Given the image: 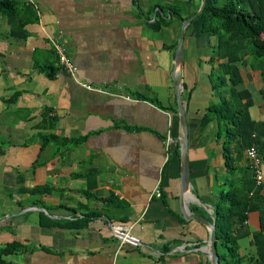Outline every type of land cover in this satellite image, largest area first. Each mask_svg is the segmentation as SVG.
<instances>
[{
	"label": "crops",
	"instance_id": "crops-1",
	"mask_svg": "<svg viewBox=\"0 0 264 264\" xmlns=\"http://www.w3.org/2000/svg\"><path fill=\"white\" fill-rule=\"evenodd\" d=\"M15 2L31 21L17 29L0 14V136L9 145L0 152V175L5 166L27 172L40 160L34 174L26 173V184L48 183L55 190L41 196L45 207L27 200L26 209L17 204L11 215L3 213L0 244L27 246L9 254V264H212L209 230L184 217L181 199L212 220L229 178L242 174L226 167L228 140L218 135L219 119L199 126L209 106L222 101L219 93L228 99V85L216 90L211 78L222 61L212 59L213 35L195 20L184 42L178 77L189 123L191 184L181 196V123L172 76L179 26L158 21V5L173 2ZM19 24L17 19L14 26ZM53 38L66 47L81 81L95 89L61 67ZM241 72L254 99L251 116L264 120L261 70L241 63ZM20 134L31 142L14 140ZM42 134L65 140L43 142ZM248 164L244 152L239 165ZM111 224L131 226L139 242L122 244ZM248 225L260 229L259 211L249 213ZM252 240V234L241 239L243 253L255 252Z\"/></svg>",
	"mask_w": 264,
	"mask_h": 264
},
{
	"label": "trees",
	"instance_id": "trees-1",
	"mask_svg": "<svg viewBox=\"0 0 264 264\" xmlns=\"http://www.w3.org/2000/svg\"><path fill=\"white\" fill-rule=\"evenodd\" d=\"M179 1L180 3L158 5L163 15L159 16L158 21L166 24L177 22L180 32L182 21L199 9L201 0ZM218 1L207 0L204 11L195 20H201L203 33L217 36L216 43L211 45L212 59L214 62L222 61L217 66L214 65L215 72L211 78L216 90L222 87L221 84L228 85V99L222 92L219 93L222 101L209 106L199 126L204 129L214 118L219 119L221 124L218 135L228 140L224 144L226 167L230 172L240 168L242 174L237 179H233L232 176L229 178L228 186L222 191V199L216 205L213 216L216 217L217 246L221 264H264V183L257 185L249 161L246 167L239 165L246 148L256 145L264 171V121H257L251 116L250 108L254 105V99L251 91L243 87L244 78L241 72V63L242 65L250 63L253 68L261 70L260 75L264 79V0H224L221 5L217 4ZM24 12V6L20 7L15 0H0V14L6 16L13 28L20 27L24 30L27 22L31 21L25 18ZM20 15L22 18H19ZM17 19L20 24L14 26ZM193 22L188 26L186 33L191 29ZM175 46L176 43L173 47ZM48 74L53 76L52 72ZM154 103L159 104L156 100ZM41 138L43 142L61 143L65 140V137L57 135L42 134ZM231 141H235V148ZM30 142L31 140L27 139L25 144L28 145ZM5 145L7 144L0 140L1 154L6 151ZM41 153L42 151L38 157H41ZM42 164L40 160H35L27 172L34 174L37 167ZM15 170L18 172L16 181L18 186L13 188L19 194L30 196L16 201L17 204L26 208L29 205V202L26 203L28 200L33 206L45 207L41 196L52 193L55 187L48 183L27 185L25 184L27 172L18 168ZM256 210L260 213L261 227L252 230L248 225V218L249 213ZM251 234L256 250L253 253H243L240 241ZM25 248L27 246L18 240L0 247V264H9L6 257Z\"/></svg>",
	"mask_w": 264,
	"mask_h": 264
},
{
	"label": "water",
	"instance_id": "water-1",
	"mask_svg": "<svg viewBox=\"0 0 264 264\" xmlns=\"http://www.w3.org/2000/svg\"><path fill=\"white\" fill-rule=\"evenodd\" d=\"M207 5V0H201L199 9L192 15L186 17L180 27V32L178 36V41L176 44V52H175V65L174 71L172 73L174 79V86L176 92V99L178 105V115L181 123V182H182V194L181 196L185 195V192L190 190L191 178H190V166H189V147H190V136H189V123H188V116L186 105L183 99V89L182 85L179 81V71L181 65L183 63V56H184V42L186 37V30L188 26L197 19L202 12L204 11ZM181 209L183 211V215L186 219L191 220L195 219L205 226H207L209 230V256L211 259L212 264H221L220 262V255L218 251L217 241H218V234H217V227H216V217L214 216L212 220L197 214L193 211H190L188 207L184 205V201L181 199Z\"/></svg>",
	"mask_w": 264,
	"mask_h": 264
},
{
	"label": "built area",
	"instance_id": "built-area-1",
	"mask_svg": "<svg viewBox=\"0 0 264 264\" xmlns=\"http://www.w3.org/2000/svg\"><path fill=\"white\" fill-rule=\"evenodd\" d=\"M53 43L55 44V47L58 52L59 56V63L61 67L70 73V75L75 78L76 81L83 84L88 89H95V87L84 83L81 81V79L78 77V66L73 62L71 57L66 52V47L61 43V41L58 38H53ZM170 136V135H169ZM172 137L167 139V145L170 144V140ZM172 141V140H171ZM246 158L250 163V166L254 172V177L256 179L257 185H261L264 183V171L262 168V161L261 157L259 155V150L256 147V145H251L246 148ZM156 195L161 196L160 190L155 191ZM112 233L116 237H118L121 240V243L123 244L125 241L131 242L132 244H137L139 242V239L130 234L129 230L131 226H127L125 224H111Z\"/></svg>",
	"mask_w": 264,
	"mask_h": 264
},
{
	"label": "rangeland",
	"instance_id": "rangeland-1",
	"mask_svg": "<svg viewBox=\"0 0 264 264\" xmlns=\"http://www.w3.org/2000/svg\"><path fill=\"white\" fill-rule=\"evenodd\" d=\"M171 1L173 3H180L179 0H171ZM165 2H167V0H165ZM223 3H224V0H219L217 4L221 5ZM168 18H170V17H168ZM196 25H197V23H196ZM166 35H167V33H162V36H166ZM212 39H213L214 43H216L217 36H213ZM259 121H264V120L261 119ZM28 137H29V135H27V134H20L18 136L15 135L14 140H18V139L26 140ZM5 138H7V137L3 134L0 136V140H4ZM7 146H9V145L7 144L4 147H7ZM23 157H25V155ZM2 158H4V157H2ZM31 166H29V169H31ZM20 168L23 169V167H18V169H20ZM2 169H3V164L1 163L0 164V170H2ZM5 173H6L5 176L0 175V219H3L5 217L3 215L4 212H5V215H11L15 211V206H18L17 202H16V198L11 197V195L14 196L17 193L16 189H14L13 187H15V185L18 186V183L16 182L18 172L15 171V167L13 168L12 166H8V167L5 166ZM29 174H30V172H29ZM27 176H28V174H27ZM26 183L27 182L25 181V184ZM18 200H19V197H18ZM4 244L5 243L0 244V245L2 246ZM8 258H11V256L9 255Z\"/></svg>",
	"mask_w": 264,
	"mask_h": 264
}]
</instances>
